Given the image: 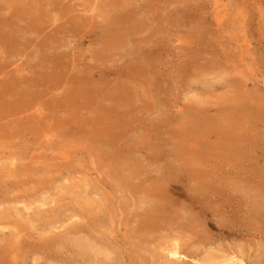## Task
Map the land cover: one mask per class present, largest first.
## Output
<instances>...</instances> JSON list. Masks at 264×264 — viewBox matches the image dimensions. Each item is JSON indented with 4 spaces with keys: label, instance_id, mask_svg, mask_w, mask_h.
I'll use <instances>...</instances> for the list:
<instances>
[{
    "label": "rangeland",
    "instance_id": "374dc122",
    "mask_svg": "<svg viewBox=\"0 0 264 264\" xmlns=\"http://www.w3.org/2000/svg\"><path fill=\"white\" fill-rule=\"evenodd\" d=\"M108 1L0 0L1 36L14 39L8 49L0 41V264H163L167 234L178 233L183 248L194 246L186 264L244 250L259 260L234 264H263V238L224 226L228 201L242 222L249 201H261L249 179L227 173L224 134L229 121L253 114L239 81L264 106L256 81L264 0H134L125 11L138 32L125 37L110 30V19L127 17ZM211 168L213 187L198 196L191 176ZM229 176L238 194L224 188ZM134 200H162L169 211L159 217L174 220L177 233L160 217L159 236L139 239L127 210ZM81 239L111 255L84 250Z\"/></svg>",
    "mask_w": 264,
    "mask_h": 264
},
{
    "label": "bare ground",
    "instance_id": "6f19581e",
    "mask_svg": "<svg viewBox=\"0 0 264 264\" xmlns=\"http://www.w3.org/2000/svg\"><path fill=\"white\" fill-rule=\"evenodd\" d=\"M72 1V0H71ZM80 1V0H79ZM88 1V0H87ZM131 1L134 0H109L107 2V5H112L114 4L113 8L117 7H122L120 8H116V14L121 15L122 13L121 11L124 12L125 19H121V18H115L114 20L110 19V30L111 28H113V30H124V34L122 33V36H128L129 34H136L138 31L134 30L133 28V23L130 20V15L127 13L126 14V9L125 6L130 3ZM148 3L152 2L153 0H145ZM262 1V0H259ZM37 2H39V0H37ZM167 2L170 4L171 2L173 3L174 0H167ZM71 3V2H70ZM58 5H56L55 7H57ZM127 8V7H126ZM144 6L143 4H139L137 7V11L140 13L141 11L143 12L144 10ZM56 8H54L55 10ZM134 9V8H133ZM132 9V10H133ZM128 10V9H127ZM109 11V10H108ZM136 11V10H135ZM186 9H176V13H185ZM110 13V12H109ZM137 13V12H136ZM145 13V12H144ZM64 14V13H63ZM62 14V15H63ZM178 16L180 19H183L185 15ZM112 15V14H111ZM117 15V16H118ZM129 15V16H128ZM66 16V15H65ZM67 17V16H66ZM119 17V16H118ZM65 18V17H64ZM185 18H187L185 16ZM141 22V21H140ZM132 23V24H131ZM184 23H186L184 21ZM141 24V23H140ZM114 26V27H112ZM142 26V25H141ZM143 29V28H140ZM1 32V31H0ZM9 34V33H8ZM7 32L3 33V37L1 36L0 33V41L4 42L7 41V43H5V49L10 48L14 42V39L11 35H8ZM264 33H262L263 35ZM264 37V36H263ZM16 40V39H15ZM258 41V46L259 49L262 50L264 52V40H261V37L257 40ZM257 76H262L263 81L260 80H256L257 83L259 84L260 82L263 83L262 84V88L264 90V58H262V60H259L257 62ZM2 71V70H1ZM17 71H22L21 67L18 66ZM236 80V79H235ZM23 81V80H22ZM11 82L14 83V80ZM240 81L238 82V85L236 86L238 92H240L241 96L244 97V109L246 108V110H248L250 108V112L253 113L251 118H248L247 120H243L240 121L239 118L235 119L234 121H229V124L225 125V137L227 139V147H225L224 149V155H225V159L228 165V170L227 173L229 175H235L233 176L234 178H237V176L241 177L243 176V178L249 179V183L248 185V192L253 193L256 192L257 194L254 196V198H258L261 201H255L254 199L249 201V207L250 209H248V212L246 213L248 219L246 220V222H242L239 219V214H240V210L231 206L230 201H228V199L226 201L227 204L225 205L226 208H230L227 209V216L225 218V228H226V232H230V233H234L237 236H245L246 234H248L249 236H253V237H258L260 240H262L261 238L264 239V159L261 160V158H264V132L262 131V133H260L259 131H257V127L261 124L264 123V106L261 105V107L259 106L260 104L257 101H250V98L247 97V93L244 91L247 83L246 82H242L240 83ZM13 85V84H12ZM244 85V86H243ZM1 87V86H0ZM260 88V87H259ZM260 88V89H262ZM236 90V91H237ZM6 92V91H5ZM237 92V94H238ZM236 94V93H235ZM236 94V95H237ZM17 101V100H16ZM260 102V101H259ZM6 103V102H5ZM4 103V104H5ZM4 104H1V108L3 110V106ZM251 104V105H249ZM234 105L237 107V109H240L241 107H238V103L235 102ZM32 106V105H31ZM30 108L29 110H25L24 112L21 111V109L18 112H11L7 114H3L1 115L2 119L3 118H7V117H12L15 115H19V114H27L28 111L30 113V111H32ZM34 113H31V115H25V117L27 116L28 119L29 118H35L34 115L39 114L40 110L36 109L33 110ZM258 112V113H257ZM3 113V112H2ZM256 113V115H255ZM41 114V113H40ZM248 115V114H247ZM37 116V115H36ZM19 117V116H18ZM17 117V118H18ZM39 117V116H38ZM44 117V115H43ZM50 118V117H49ZM230 119V118H229ZM47 120V118H46ZM48 122V121H47ZM64 125V124H63ZM264 126V125H263ZM256 128V129H255ZM259 129V128H258ZM262 129V128H261ZM258 134V135H257ZM262 138L261 143H263V147H260L257 149V146H260L261 143H257V141L259 140V138ZM108 142V141H107ZM17 156V155H16ZM9 159H10V166H15V161H17V158L15 157V154H11L9 153ZM24 160V159H23ZM248 160L250 165L249 167H244L243 162ZM187 169V168H186ZM208 172H202V170H200L199 174H196L194 176H191V179L193 182L197 181L198 186L201 185V187L196 186V189L198 191V196L200 195L199 193H201L204 190V186H208V187H213L212 181H215L214 178H212L211 180H209V182H206L205 179H207V177H213V175L215 176L218 173V170L216 168H211V169H207ZM198 173V172H197ZM198 175V176H197ZM190 177V176H189ZM230 177V176H229ZM228 177V181H225V184L223 185L224 188H229V190L231 189V191L235 194L239 193V186L237 185V182H233L231 181V177L229 179ZM167 181V180H166ZM171 181V180H170ZM245 182V181H244ZM124 183V182H122ZM132 183V182H131ZM167 183V182H166ZM134 184V183H133ZM132 184V185H133ZM245 184V183H244ZM125 185V184H124ZM127 186V185H125ZM222 186V187H223ZM246 186V185H245ZM220 187V186H219ZM253 187V188H251ZM198 188V189H197ZM221 188V187H220ZM132 189V188H131ZM165 190V189H163ZM167 190V189H166ZM165 190V191H166ZM228 190V191H229ZM164 191V192H165ZM253 191V192H252ZM214 192V191H213ZM128 193V192H127ZM193 193V192H192ZM194 194V193H193ZM224 194V193H223ZM166 195V194H165ZM168 195V194H167ZM150 196V195H149ZM165 197V196H164ZM253 197V196H252ZM157 198V197H156ZM210 198V197H209ZM248 199V198H247ZM171 200V199H169ZM198 200V199H197ZM174 201V200H173ZM200 201V200H199ZM235 201V199L233 200ZM242 201V200H241ZM248 202V201H247ZM201 203V202H200ZM221 203V202H220ZM238 203V202H237ZM46 204L45 202L42 203V205ZM175 204V203H174ZM177 205V204H176ZM183 205V204H182ZM127 207V205H125ZM166 204H164V202L161 200V203H159L158 201L152 203L150 205V203H146L145 200H134L132 202V204L130 205V207H127V210H129L131 213V215L133 216V220L137 222V228L139 230V232L141 233V237H139V239H142L145 241H149V239H155L157 237V235L159 236V231H163V228H161V226H159V219L161 220V218L163 219V217H159V211H162L161 215L163 214V216L167 213V208L165 207ZM236 206V204H235ZM182 207V206H181ZM189 207V206H188ZM214 207V206H213ZM149 208V209H148ZM178 208V207H176ZM185 208V206H184ZM200 208V207H199ZM26 209L30 210L31 207L26 205ZM167 209V210H166ZM192 209V208H191ZM205 210V209H204ZM203 210V211H204ZM164 211V212H163ZM169 211V210H168ZM165 213V214H164ZM191 213V212H190ZM82 214L84 216H89L91 214V211L82 210ZM170 214V213H169ZM209 214V213H208ZM204 215V214H203ZM168 216V214H167ZM171 216V214H170ZM213 216V215H212ZM6 216L5 214H1L0 213V220L4 219ZM201 218V217H200ZM86 219V218H85ZM165 219V218H164ZM163 219V220H164ZM179 219V218H178ZM90 221V220H89ZM169 225L170 224V229L172 232L171 233H177V230L174 228V226L177 225V223H175V221L173 220V222L171 223L172 220H169L168 217L164 220L161 221L165 222ZM212 222V221H211ZM210 223V222H209ZM208 223V224H209ZM124 224V223H123ZM164 224V223H163ZM206 224V223H205ZM257 224V225H256ZM166 225V224H165ZM164 225V226H165ZM178 226V225H177ZM213 226V225H212ZM75 230L71 233H81L83 234L85 232V228L83 229L82 226H74ZM160 227V228H159ZM214 227V226H213ZM188 229V228H187ZM137 230V231H138ZM135 231V230H134ZM183 233L182 230H179ZM199 232V231H198ZM246 232V233H245ZM193 233V232H192ZM143 234V235H142ZM190 234V233H189ZM201 234V233H199ZM138 235V234H137ZM138 235V236H140ZM182 235V234H181ZM167 236L169 237V241L167 246L165 245V247L161 250L162 255L163 256V264H186L184 262L183 259H189L188 257L192 258V253H193V248L194 246L191 244H187V248L186 246L183 248V245H181L182 243L180 242L182 240V238L179 237V233L177 235L174 236H170L169 234H167ZM187 236V235H186ZM189 236V235H188ZM194 236V235H193ZM210 237V236H209ZM229 237V236H228ZM252 237V238H253ZM92 238V236H91ZM241 238V237H240ZM86 239V237H85ZM186 239V238H184ZM201 239V238H200ZM212 239V238H211ZM253 239L251 238H247L245 241L251 243ZM136 241V240H135ZM183 241V240H182ZM209 241V240H208ZM264 241V240H262ZM78 243L81 244L82 248L86 251L89 250H93L94 252H96L97 254H104L105 258L107 256H110L111 253L108 252V250H104L103 248H99L97 251L94 249L92 243L90 244L88 241H84L83 239L81 240H77ZM95 242V241H94ZM139 243V242H138ZM97 244V243H96ZM162 244V243H161ZM165 244V243H164ZM202 244V243H201ZM263 244V243H261ZM141 246V245H140ZM135 247V246H134ZM147 247V246H146ZM96 248V247H95ZM142 248V247H141ZM183 248V249H182ZM234 248V247H233ZM242 248V247H241ZM140 249V248H139ZM145 249V248H144ZM235 249V248H234ZM244 249V248H243ZM187 250H189V253H187ZM231 250V249H229ZM236 250V249H235ZM141 251V250H140ZM234 251V250H233ZM240 251V250H239ZM261 251V250H260ZM139 252V251H138ZM264 252V251H263ZM141 253V252H140ZM254 253V252H253ZM239 254V255H238ZM238 254H236L235 252H231L230 254H225L224 259L220 260V262H217L215 260H213L211 257L207 260H198V262L196 261L197 264H234L236 262H243L244 260H247L250 262H256L259 260V258H255L254 260H252V256L246 252L244 250V252H238ZM241 255V256H240ZM158 256V255H157ZM259 256H261L259 254ZM263 257V256H262ZM148 258V257H147ZM150 258V256H149ZM162 257H156L154 256V260L159 262V260ZM196 258V257H194ZM203 258V257H202ZM261 258V257H260ZM108 259V258H107ZM263 261V260H262ZM151 262V260H150ZM162 262V261H161ZM141 263V262H140ZM104 264V263H103ZM132 264V263H131ZM264 264V263H263Z\"/></svg>",
    "mask_w": 264,
    "mask_h": 264
}]
</instances>
